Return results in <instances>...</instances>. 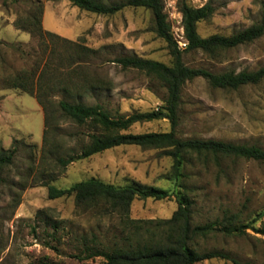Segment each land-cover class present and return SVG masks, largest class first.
I'll use <instances>...</instances> for the list:
<instances>
[{
	"label": "rangeland",
	"instance_id": "rangeland-1",
	"mask_svg": "<svg viewBox=\"0 0 264 264\" xmlns=\"http://www.w3.org/2000/svg\"><path fill=\"white\" fill-rule=\"evenodd\" d=\"M162 1L171 34L178 39L183 35L181 0ZM207 1L187 0L193 7ZM35 4L42 6V31L56 36L39 38L14 25ZM212 4V16L197 24L201 37L229 36L259 22L264 0H213ZM63 39L91 51L82 55L78 74L72 73L70 62L75 54ZM0 41V149H16L14 162L0 183V264H100L101 257L88 255L101 244L120 242L124 233L119 217L104 213L101 207L78 208L72 197L49 199L47 191L48 185L65 189L90 179L118 187L153 186L171 193L165 200H134L131 219H169L178 199L186 197L192 202L193 223L245 227L243 233L214 230L206 238H195L200 251L229 256L195 264H264V162L226 158L217 167L192 158L184 163L178 181L172 160L161 150L133 145H121L65 167L58 163L59 158L80 153L93 130L59 113L56 103L61 98L99 104L112 117L160 111L159 119L136 123L126 132L170 130L163 109L165 87L144 72L124 69L115 62L135 55L171 63L166 43L153 31L150 10L125 7L113 15H98L68 0L5 4L0 0ZM183 60L189 67L215 73L257 70L264 66V34L216 57L189 52ZM41 71V83L54 89L48 98L55 103L45 141L44 112L35 97L4 84L18 73L32 72L38 77ZM81 78L94 85L88 93L78 88ZM65 88L71 93H65ZM181 105L179 137L255 144L264 149V79L237 90H221L197 78L185 84ZM230 215L236 216L231 224L225 221Z\"/></svg>",
	"mask_w": 264,
	"mask_h": 264
},
{
	"label": "trees",
	"instance_id": "trees-1",
	"mask_svg": "<svg viewBox=\"0 0 264 264\" xmlns=\"http://www.w3.org/2000/svg\"><path fill=\"white\" fill-rule=\"evenodd\" d=\"M80 10L98 15H113L125 7H142L150 10L153 21V31L167 45L171 55L169 65L155 60L144 59L135 55L123 56L115 59L122 68L136 69L144 72L159 81L166 90L164 99L165 118L170 123L167 132H147L133 134L126 132L136 123H143L159 119L160 111L137 112L129 116H110L101 105H89L80 101L70 102L61 98L56 107L59 113L75 124L86 125L93 130L88 133V142L80 150V153L67 159L59 158L61 166H67L76 160L87 159L106 150L133 145L145 149H159L161 154L172 160V173L178 181L184 163L196 158L204 163H213L220 167L221 161L226 158L245 159L264 162V149L257 145L237 144L218 139L181 138L177 135L179 124V111L182 99V91L187 82L197 78L204 79L213 89L237 90L246 85H255L264 79V66L257 70L240 72L224 71L212 72L204 67H192L185 64L183 54L200 52L209 57H216L222 51L236 48L240 45L257 41L264 34V4L260 21L232 35L213 34L201 37L197 32V24L209 19L213 14V0H208L201 7L191 6L187 0H181L179 4L181 12V25L187 47L184 50L178 48L171 30L167 16L164 13L162 0H119L112 3H102L97 0H68ZM4 4L17 3L18 0H3ZM42 6L35 4L28 15L19 17L14 25L18 29L28 31L32 36L41 38L44 34L56 36L52 33H44L41 28ZM74 52L71 56L74 67L72 73L78 74L82 68L80 61L85 52H91L87 47L63 39ZM3 43L0 41V45ZM78 70V71H77ZM42 71L38 77L34 73L21 72L7 78L4 84L7 88L20 89L34 96L44 112V141L51 125L52 110L54 104L48 93L54 91L52 87L41 83ZM84 92L94 88V85L86 78H81ZM77 87V86H76ZM65 93H71L70 89H64ZM16 155L15 148L0 149V183L3 181V173L11 166ZM48 198L72 197L76 207L92 209L101 207L104 213L115 214L122 225L121 232L124 235L120 242L111 246L99 245L89 253V257H101L100 264H195L210 259H229L222 252H203L197 248V237L206 238L214 230L226 234L232 232L243 233L245 227L231 228V225L214 227L211 223L195 224L192 219V202L186 197L178 199L176 210L169 219L159 220H135L131 219L130 207L134 200H165L171 195L164 189L153 186H114L97 179L76 183L69 188L59 189L55 185H48ZM236 219L235 215L225 216V221L231 224ZM219 224V225H220ZM97 240V239H96ZM33 264V263H30ZM37 264H52L40 262Z\"/></svg>",
	"mask_w": 264,
	"mask_h": 264
},
{
	"label": "built area",
	"instance_id": "built-area-1",
	"mask_svg": "<svg viewBox=\"0 0 264 264\" xmlns=\"http://www.w3.org/2000/svg\"><path fill=\"white\" fill-rule=\"evenodd\" d=\"M197 1L201 2V1H206V0H197ZM181 27H182V25H181ZM182 33H183L182 36H179L178 39H175V42L177 43L178 48L180 50H184L187 47V40L184 37L183 28H182Z\"/></svg>",
	"mask_w": 264,
	"mask_h": 264
}]
</instances>
